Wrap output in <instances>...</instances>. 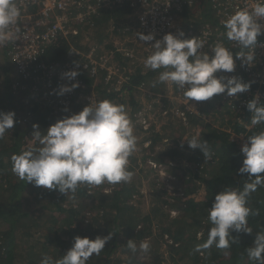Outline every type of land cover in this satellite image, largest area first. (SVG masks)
Listing matches in <instances>:
<instances>
[{
    "label": "clouds",
    "instance_id": "1",
    "mask_svg": "<svg viewBox=\"0 0 264 264\" xmlns=\"http://www.w3.org/2000/svg\"><path fill=\"white\" fill-rule=\"evenodd\" d=\"M21 9L16 0H0V44L12 41L20 29L17 26ZM264 0H256L254 7L241 8L223 21L226 37L235 42L242 51L233 53L222 41H217L205 51V42L199 37L185 38V33L165 34L152 44L154 51L145 59L144 67L159 72V82H172L184 90L189 101H209L214 96L227 94L234 97L250 90L251 83L242 77L226 76L218 73H233L235 60L251 66L255 61V47L258 36L264 34ZM139 41L149 42L154 34L137 33ZM244 49L250 50L248 53ZM235 57V59H234ZM79 65L61 74L70 83L61 85L57 95L63 96L79 87L74 82L79 75ZM246 108L251 112V124H264V103L259 97L248 101ZM68 109H65L67 111ZM14 111H0V139L15 124ZM38 146L29 147L11 156L13 173L26 183L48 190H58L61 194H74L80 185L100 186L107 182L119 184L130 182L134 173L129 170V158L137 150L134 125L124 104L104 99L88 104L71 116H65L50 125L42 134L39 125H33ZM191 149H200L204 159H211L212 151L208 141L199 135L186 140ZM183 147V142L181 144ZM242 166L238 173L247 174L241 188H225L215 195L208 210L211 227L208 238L196 246V251L211 248L229 249L237 239L233 232L251 234L248 224L250 215H258V210L249 206L251 194L264 187V130L251 136L241 147ZM141 228V227H140ZM112 238L106 236H75L70 249L60 259L45 254L40 264H88L93 256H99L105 244ZM127 248L133 253L137 245L128 240ZM139 250L148 252L150 242L142 241ZM250 259L264 264V232H257L252 246L247 248Z\"/></svg>",
    "mask_w": 264,
    "mask_h": 264
},
{
    "label": "trees",
    "instance_id": "2",
    "mask_svg": "<svg viewBox=\"0 0 264 264\" xmlns=\"http://www.w3.org/2000/svg\"><path fill=\"white\" fill-rule=\"evenodd\" d=\"M197 1L201 4L207 2V0ZM129 13L130 11L125 8H116L103 11L100 16H96L95 29L97 33L95 38L99 39L98 42L102 40L105 28L111 24L115 31L121 29V21L126 19ZM79 37L76 36L71 40L75 46H79ZM70 55L71 44L63 42L48 48L43 53L40 61L45 63H63L70 59ZM30 71H32V75L25 77L15 70V65L9 61V58H0V74L2 73L4 76V81L0 82V111H14L16 114L14 127L5 133L3 139H0V220H2V223H0V264H16L15 252L18 246L16 236L24 228L22 217L26 214L25 211L21 210L22 204L19 200L24 195L23 192L26 189L30 187L32 191L38 190V193L42 194V199L47 194L48 197L45 200L48 202L55 200L53 203L56 210H64L66 215L73 214L74 216L81 214L83 210L81 208L85 202L83 199L85 196H88L86 189L89 185L86 184L80 185L77 188L74 194L75 198H73L72 193L65 195L61 194L58 190H48L43 187H36L32 183H26V181L20 180L12 171L11 156L27 149L26 145L33 138L31 135H28V130L32 132L36 131L33 128V121L39 123V130L43 132V130L48 129L49 125L54 124L62 118L61 116H56L52 111L53 109L46 103V92L48 90L51 91L50 79L46 77L42 68L35 71V68L32 67ZM154 73L155 71L153 70L147 74H142L141 71L130 73L129 83L123 85L119 91L115 90L112 84L102 82L96 87L98 102L108 99L117 103L122 101L125 93H129L132 94L130 103L133 105V108H141L142 105L134 98L133 91L136 90V86ZM18 93L23 94V96L35 95L42 101V105H38L35 102L36 100L31 98V104L33 105L30 109L32 112V122L27 123L28 127L22 129L20 128L22 126L20 124L22 115L20 116L19 111L23 109L25 104ZM261 103H264V100ZM26 104L30 103L27 102ZM201 109L208 116L225 118L228 105L223 102L221 95H217L209 101L202 102ZM192 115H194L193 120L195 122L197 120H205L201 115ZM251 115L246 106L236 107L235 113L233 116L231 115L233 119L229 120L231 131L214 127L210 122L205 124L206 129L199 136L208 141L212 151L211 159H204L200 149H191L188 147V144L181 147V144L177 143V146L168 148L167 151L163 152L164 158L167 157L169 161L174 160L177 163L172 169L175 171L178 179L182 181L183 191L189 197L187 200L182 201L173 200V204H179V207L184 212L181 220L168 219L165 213H161L166 218L165 223L163 219H160L161 230L164 236L168 234L177 243L173 244L172 249H174L175 253L180 254L182 258H188L186 264H257L255 260L249 258L247 248L252 246L257 232H264V187H259L249 198V206L253 210H258L259 213L254 216L250 215L248 218V224L253 230L251 234L233 232L232 236L237 239V242L232 243L229 249H218L213 245L211 248L196 251L195 247H189L194 242L195 244H203L207 240L209 229L212 226L208 219V210L212 207L215 195L225 188L242 189L246 181L247 174L241 175L238 173V169L242 166L244 159L240 151L241 146L236 140L232 139L231 134L233 132L246 133L248 136H251L264 130V124H251ZM134 132H141L140 127L136 125ZM185 150L192 151L193 153L189 159L190 163H183L182 161L181 155L185 154ZM128 167L130 171L137 173L136 176L140 173L139 170L133 168V165ZM200 185L204 187L205 192L201 198H196L194 194H197ZM136 186L135 182H121L120 189L115 188V191L110 194H101L103 197H106V200L102 201V205L105 206V208L102 207L104 214L109 213V209L114 210V212H111L114 220L110 222L112 225L106 220V217L104 218L105 226L101 227L103 229L96 230L94 229V224L98 222V219L94 223L84 222V224L78 225H74L73 219L68 221L62 220L59 222L60 226L65 225L66 229L61 230V235L58 233L59 229L51 230L49 234L41 235L40 246L38 244V247L44 252L35 253L34 260L29 261L27 264H40L45 254L52 256L54 259H60L63 255L57 256V252L59 249L63 251V246L67 247L73 244L75 236H87L90 239L94 237L95 239L96 236L103 237L108 235L109 232L112 234V238L105 244V248L100 255H93L89 259L88 264H98L100 262V264H161L154 263L153 260L148 262L140 261L137 259L136 253H128L126 257H118L112 261L110 259V255L120 245L121 227H124L127 237V240L124 241L125 248H127L126 244L128 240L133 239L137 243L152 232L153 217L148 215L142 218L139 211L132 204L128 203V197L137 191ZM120 192L123 194H120ZM124 193H126V196ZM121 195H123L122 198ZM68 200H74L78 205H73L69 209H66L63 207V204L67 203L66 201ZM90 207H92V204ZM154 212L158 214L159 209H155ZM189 215L192 216L190 220L187 217ZM54 218L56 219V217ZM140 222L143 224H139ZM175 224L178 225L175 226ZM138 225H141V228L136 229ZM200 228H203V235L198 238L197 232ZM62 236L67 237L68 243L66 245L63 242L67 241H63Z\"/></svg>",
    "mask_w": 264,
    "mask_h": 264
},
{
    "label": "built area",
    "instance_id": "3",
    "mask_svg": "<svg viewBox=\"0 0 264 264\" xmlns=\"http://www.w3.org/2000/svg\"><path fill=\"white\" fill-rule=\"evenodd\" d=\"M197 0H16L21 9V16L17 26L20 31L17 37L12 40L0 44V58H9L15 65V70L19 74L29 77L32 75L30 68L34 67L35 71L42 68L46 77L51 81V91L46 92V103L53 109L56 116H71L80 112L83 107L91 103L98 102L97 88L102 82L112 84L115 90L120 89L130 81V75L125 73L121 76L114 85L111 77L112 72H117L113 69L116 63L129 62L130 73L132 71H141L142 74H147L151 69L144 67L145 59L154 51L151 47L156 40L162 39L165 34H176L178 30L185 33V38L199 37L205 42V51H209V46L214 45L217 41H222L225 46L231 48L233 53L242 51L240 46L235 42H231L226 37V30L223 26V21L231 14L241 8H252L256 0H207L201 4L208 7L207 10L199 12L193 9V5L198 3ZM116 8H125L130 11L127 19L121 21L123 33L128 35L129 41H125L123 45L115 43V50L112 53L102 52L99 44L95 42L90 44L88 48L85 46L95 38L96 33H91V28H95V17L100 16L103 11L113 10ZM131 20V21H130ZM135 20V24L131 23ZM129 21V22H127ZM264 24V20L258 21ZM81 27L84 29L80 30ZM111 27L114 28L111 24ZM121 30V29H119ZM137 33L154 34L155 39L149 42L139 41ZM76 36L82 40L84 44L75 46L71 41ZM80 41V40H79ZM69 42L71 44L70 59L60 62H42L43 53L58 43ZM245 53L250 50L244 49ZM255 61L249 66L242 65L241 60H235L236 68L233 73H218L226 76L242 77L243 81L251 83L249 91L238 93L234 97H229L227 94H220L223 102L228 105V111L235 113L236 107L246 106V103L255 97H259V101L264 100V34L258 36L257 45L255 47ZM116 52L121 53L122 60L116 59ZM235 59V57H234ZM124 60V61H123ZM78 64L77 69L79 75L74 82H79V87L70 93L63 96L57 95L59 87L70 83L66 79H62L61 74L65 71L72 70L74 65ZM136 66V67H135ZM135 67V69H133ZM118 68V67H117ZM161 70V69H159ZM120 71V68H118ZM156 70L155 72H157ZM118 72V73H119ZM92 81V82H91ZM175 88H174V87ZM170 85L166 94H157L153 100L155 105H161L163 113H173L174 116L183 120H188L190 115L196 114L205 116L202 111V102L189 101L184 97V90L179 89L174 83ZM36 89L38 87L35 86ZM90 91V93H88ZM87 92V94H86ZM80 97H83L80 101ZM165 99L167 102L165 104ZM170 102H177L175 107L169 110L166 106ZM79 105V106H76ZM65 109H68L65 111ZM139 111H142L139 109ZM138 117H140L138 115ZM136 125L141 131L151 130V123L145 119H138ZM144 118V116H143ZM148 123H147V122ZM147 123V124H145ZM184 123V122H183ZM246 133H232V139L238 143V136ZM179 144H182L178 140ZM149 142L145 143L147 146ZM242 147V145L240 144ZM150 168L159 171L168 182L174 179V175L169 172L170 166L174 163L156 162L149 159L147 161ZM168 170V171H167ZM168 190L181 197L183 200L187 197L186 193L181 190L175 192L172 184H167ZM104 189L105 193L109 194L116 188V184L107 182L100 186L92 185V189ZM172 197L171 200H175ZM173 215L178 213V210L171 211ZM139 228L141 225H138ZM203 235V230H198L197 236L200 238ZM167 241L171 244H177L173 239L166 234ZM71 247H69L70 249Z\"/></svg>",
    "mask_w": 264,
    "mask_h": 264
},
{
    "label": "rangeland",
    "instance_id": "4",
    "mask_svg": "<svg viewBox=\"0 0 264 264\" xmlns=\"http://www.w3.org/2000/svg\"><path fill=\"white\" fill-rule=\"evenodd\" d=\"M197 2V1H196ZM210 2H208L209 7ZM205 5V4H204ZM207 6V3H206ZM208 7H204L201 5V3H195L193 5V9L198 10L199 12H203V10H207ZM129 18V17H127ZM126 18V19H127ZM131 21V20H130ZM129 22V21H127ZM131 23L135 24V20ZM84 29V27H81L80 30ZM95 32L97 33V30L95 28H91V33ZM103 37L100 42L99 39L91 37V42L86 44L85 46L88 48L92 42L99 44L102 48V52H108L112 53L115 50V43H118L119 45H123L125 41H129L130 38L128 35L123 33V29L115 31L114 28L110 26L106 27L103 31ZM98 36V35H97ZM84 37L82 38V40ZM101 39V38H100ZM80 39L79 45L82 44L83 41ZM116 56L118 60H122V55L119 52H116ZM124 61V60H123ZM129 62H122V63H116L113 69L117 70V72H112L113 75L111 77L112 81H114V85L117 84L116 81L120 79V77L125 73H128L130 75V67L128 68ZM120 68V71H123V73L118 71V68ZM136 67V66H135ZM135 67L133 69H135ZM152 71V70H150ZM163 71V69L158 70L157 73L155 72L152 74V76L146 78L141 84L136 86V90L133 91L134 98L136 101L140 102L142 107L139 108L142 111H139V109L133 108V105L130 103V99L132 94L125 93L122 97V101L117 102L119 104H124L126 106V110L128 111V114L133 122L134 129L136 128V121L138 115V119H145L149 123H151V132L147 134V131H141V132H134L135 136L137 137V150L136 152L129 158V166L133 165V168L136 170H139L140 173L136 176L137 173L133 172V178L131 182L136 183V189L137 191L133 193L132 196L128 197V203L132 204L135 209L139 211L140 216L143 218L145 216L150 215L153 217V225H152V232L148 236L144 237L143 240H139V242L136 243L138 251L135 252L137 254V259L140 261H154V263H161V264H186L188 258L187 257H181L180 254L175 253L172 249L173 244H171L169 241H167L166 237L162 233L161 230V224L160 219H163L165 223V217L161 215V213H165L168 216V219H175V220H181L182 215L184 214L183 210L179 207V204H173L174 201L171 200L172 197H175L174 199L182 201L183 199L181 197H177L176 194L170 192L168 190V183L173 185L174 191L179 192L183 190V183L181 180L178 179V176L176 175L175 171L172 169L177 163L172 160L174 163L172 166H170L169 172L174 175V179L171 182H168V180L163 177L159 171L156 169L153 170L150 168L147 161L149 159L155 160L156 162H163L168 163L167 157H163V152L167 151L168 148L177 146L178 140L180 142H183V145H187L188 139H190L194 135H200L203 130L206 129V123H211L214 127H218L220 129H227L228 131H231V127L229 126V120L233 119V112L227 109V115H225V118L222 117H215V116H202L205 118L203 121L195 122L193 120L194 115H190L188 120L180 119L179 117L174 116L173 113H163V109H161V105H155L153 100L156 99L157 94H166L171 91V86H173L172 82H159V72ZM119 72V73H118ZM134 71H132L133 73ZM4 76L1 73L0 74V82H3ZM174 87V86H173ZM175 88V87H174ZM18 90V89H16ZM121 89H118V91ZM90 93V91L88 92ZM19 94V97L24 101V107L22 110L19 111L20 116L22 115L20 124L22 125L20 128H27L28 124L32 121V112L30 111L31 107L33 105L31 104V98H34L38 103V105H42V101L38 99L35 95H27L23 96V94ZM87 94V92H86ZM38 99V100H37ZM80 101H82L83 97L79 98ZM166 104V100L163 99ZM30 104H26V103ZM170 105H167L166 107L171 110L172 107H175L177 105V102H170ZM50 106L49 104H47ZM79 106V105H76ZM25 108V109H24ZM23 113V114H22ZM232 115V116H231ZM144 116V118H143ZM31 118V119H30ZM20 119V117H19ZM29 121V122H28ZM146 121V122H147ZM147 122V123H148ZM184 122V123H183ZM28 123V124H27ZM35 125H39L37 121H33ZM145 123V124H147ZM50 126V125H49ZM48 126V127H49ZM47 129L43 130L42 134ZM28 135H31L33 138L26 145V148L29 147H35L38 146V141L35 139L33 132L31 130H28ZM27 133V132H26ZM232 135V134H231ZM232 137V136H231ZM239 145H243L246 141L244 140L246 138V135L244 137V134L238 136ZM149 142L147 146H145V143ZM193 153L192 151L185 150V154L181 155L183 163L187 162L190 163V158L192 157ZM163 158V159H162ZM170 159V158H169ZM168 171V170H167ZM116 189H120V183L116 184ZM43 191V190H42ZM87 195L84 197V204L81 208V214L79 216H74L73 214L66 215L64 210H56L55 200L48 202L45 200V198L48 197V195H44L43 199L41 198L40 193H38V190L35 189V191L30 190V187L23 192L24 195H22L21 201L22 207L21 210L25 211L26 214L22 217L23 219V230L19 231L16 236L17 241V250H16V264H27L29 261L34 260L35 253H43V250H40V247H38V244L40 246L39 241H41L40 236L43 234H49L51 230L59 229V234L62 233V229H66L65 225L60 226V221L65 220L68 221L70 219H73L74 225H78L84 222L85 223H94L95 220L98 219V222H95L94 229H103L101 227L105 226V217L106 220L110 223L113 220V214L111 212H114V210L109 209V213L106 215L104 214L105 208L102 203L103 200H106V197H103L101 194H107L105 193L104 189H92V185H89L86 189ZM115 190H113L114 192ZM122 191V190H121ZM111 192V193H113ZM205 192V189L202 185H200L199 190L197 191V194H194L196 198H201L203 196V193ZM44 193V192H41ZM110 194V193H109ZM120 194H123L120 192ZM126 196V193H124ZM123 195H121L122 198ZM184 200L188 199V195L185 196ZM41 200L39 201V199ZM104 198V199H101ZM103 201V202H102ZM42 202V203H40ZM67 203L63 204V207L66 209H69L73 205H78L77 202L73 201H66ZM92 204V207H90ZM181 206V205H180ZM185 207V206H184ZM155 209H159L158 214H155ZM56 210V211H55ZM178 210V213L173 215L171 211ZM190 214L193 215L192 212ZM73 215V216H72ZM98 216V217H97ZM102 216H104L102 218ZM56 217V219L54 218ZM190 220L192 217L191 215L187 216ZM167 222V221H166ZM0 223H2V220H0ZM22 223V221H21ZM50 223V224H49ZM65 224V223H64ZM139 224H143L140 222ZM50 225V226H49ZM110 225H112L110 223ZM178 224H175V226ZM49 226V228H48ZM136 229H139V226H137ZM203 230V228H200L199 230ZM120 240H119V247L115 249V251L110 255V259L116 260L118 257H126L128 253L133 254V252L125 248L124 241L127 240L124 227L120 228ZM58 234V236H60ZM202 237V236H201ZM65 245L68 243L67 237H61ZM172 238V237H171ZM94 239V237H92ZM173 239V238H172ZM148 240L150 242V250L148 252H143L139 250V245L142 241ZM174 241V239H173ZM175 242V241H174ZM176 243V242H175ZM109 244V243H108ZM201 243H192L189 247L193 248ZM69 247H72V244L65 247L63 246V251H60L62 249H59L57 252V256L64 255L65 252L69 249ZM110 248V247H109ZM109 250V249H108ZM45 254V253H44ZM203 254V253H201ZM101 263V262H100ZM98 263V264H100Z\"/></svg>",
    "mask_w": 264,
    "mask_h": 264
}]
</instances>
